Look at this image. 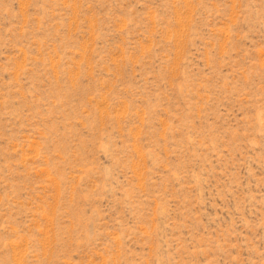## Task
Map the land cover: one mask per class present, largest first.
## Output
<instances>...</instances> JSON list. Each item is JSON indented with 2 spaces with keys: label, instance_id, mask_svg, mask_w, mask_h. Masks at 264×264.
Masks as SVG:
<instances>
[{
  "label": "rangeland",
  "instance_id": "1",
  "mask_svg": "<svg viewBox=\"0 0 264 264\" xmlns=\"http://www.w3.org/2000/svg\"><path fill=\"white\" fill-rule=\"evenodd\" d=\"M0 264H264V0H0Z\"/></svg>",
  "mask_w": 264,
  "mask_h": 264
}]
</instances>
